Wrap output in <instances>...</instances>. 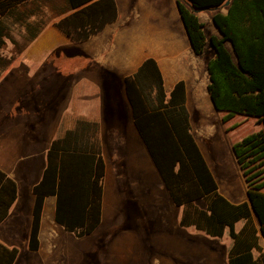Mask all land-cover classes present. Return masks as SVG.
<instances>
[{
    "label": "trees",
    "instance_id": "1",
    "mask_svg": "<svg viewBox=\"0 0 264 264\" xmlns=\"http://www.w3.org/2000/svg\"><path fill=\"white\" fill-rule=\"evenodd\" d=\"M29 1L0 0V49L5 36L1 19ZM96 1L68 0L74 10ZM227 1L230 3L225 6ZM178 6L194 53L203 54L208 42L213 50L206 65L208 93L214 108L223 113V121L239 115L256 119L262 126L232 147L247 185L248 202L233 205L219 193L218 183L192 134L185 84L178 83L168 97L152 59L144 63L139 78L124 80L134 125L173 203L184 208L180 226L195 227L213 238H222L228 228L234 241L228 264H264V254L258 259L253 254L254 249L261 250L258 233L264 236V0H180ZM222 8L225 13L220 12ZM195 10H217L213 22L222 37L211 36L208 40ZM60 27L71 33L67 24L61 23ZM151 90L156 91L155 96ZM98 132V125L79 122L74 130L52 141L41 179L33 187L29 251L40 249L48 197H55L54 220L66 232L84 238L100 226L107 167ZM17 198L16 181L0 170V224ZM201 200L206 203L205 209L195 206ZM254 217L259 229L254 227ZM241 219L246 224L237 233L235 224ZM18 257V248L0 242V264H15Z\"/></svg>",
    "mask_w": 264,
    "mask_h": 264
},
{
    "label": "crops",
    "instance_id": "2",
    "mask_svg": "<svg viewBox=\"0 0 264 264\" xmlns=\"http://www.w3.org/2000/svg\"><path fill=\"white\" fill-rule=\"evenodd\" d=\"M179 1L97 0L74 10L68 0H31L13 8L1 19L5 29L3 47L10 46L15 54H10L7 62L2 59L4 65L13 63V66L0 76V96L5 101L0 104V109L7 112L0 137V146L3 145L0 148V170L14 179L18 186V198L8 217L0 224L2 244L17 248L19 239L29 235L30 228L20 229L24 224L23 214L20 216L26 202L24 190L31 188L33 194V187L40 181L46 166V156L42 166L40 162L33 161L35 154H26L28 120L24 112L40 111L36 105H49V111L54 113L45 124L46 128H66L53 140L74 130L79 122L98 125L97 139L106 161L102 139L106 122L111 120L121 126L135 127L124 80L134 76L139 78L144 63L152 59L161 73L168 97L178 83L185 84V106L190 114L194 138L199 130L208 134L214 132L213 124L222 120L223 113L214 108L208 93L210 80L206 65L213 57V50H207L208 42L203 54L194 53L180 16ZM217 12L206 10L196 13L205 25V33L210 29V35L206 34L208 40L211 36L222 37L213 22ZM220 12L225 13L226 9L222 8ZM61 23L68 25L70 34L60 27ZM227 47L231 48V45L227 44ZM18 89L23 91L22 98H16ZM150 93L155 96L156 91L151 90ZM31 104L32 110L27 108ZM46 134V130H41L35 135ZM31 142V146L39 143L36 138ZM35 148L34 152L41 151V148ZM200 150L216 179L203 150ZM160 186L165 187L162 179ZM245 189L247 191V185ZM218 190L233 205L248 202L247 197L240 202L231 200L220 192V187ZM31 197L33 203L30 207L33 208L34 195ZM181 218L182 215L177 219L179 232L186 233L187 228L180 226ZM253 223L259 229L255 217ZM245 224V219L238 221L236 232L241 233ZM226 232L229 234L228 228ZM199 233L217 240L204 232ZM258 236L261 250H253L256 259L264 254V236L260 233ZM231 242L232 249L234 241L231 239Z\"/></svg>",
    "mask_w": 264,
    "mask_h": 264
},
{
    "label": "rangeland",
    "instance_id": "3",
    "mask_svg": "<svg viewBox=\"0 0 264 264\" xmlns=\"http://www.w3.org/2000/svg\"><path fill=\"white\" fill-rule=\"evenodd\" d=\"M206 34L210 35V29ZM210 49L208 45L207 50ZM10 54H15L10 46L0 49V58L6 62ZM12 66L13 63H0V76ZM21 69L25 70L24 67ZM22 92L18 89L16 98H22ZM2 98L0 96V104L5 103ZM36 106L40 111L24 112L28 120L26 154H35L33 161L43 166L50 142L66 128H46L45 124L49 123L54 113L49 111V105ZM27 108L34 109L32 104ZM6 114L0 109V137ZM213 126L212 134L199 130L195 138L215 173L220 192L240 202L247 197L246 183L232 146L262 129V126L257 124L256 119L239 115L224 122L223 114L222 120H217ZM41 130H46L47 134L36 137L35 134ZM102 134L107 176L100 226L84 238L67 233L54 221L55 198L50 197L44 207L39 251H29L27 234L25 239L18 241L19 258L16 264H228L232 244L228 232L217 240L201 235L193 227L187 228L186 233L179 232L177 219L184 208L176 207L167 188L160 186L162 178L135 127L121 126L109 120ZM34 138L39 143L31 146ZM34 148H41V151L34 152ZM24 194L26 202L20 214L24 218L21 231L24 228L29 230L32 217L31 188L25 189ZM195 206L205 209L206 203L201 200Z\"/></svg>",
    "mask_w": 264,
    "mask_h": 264
},
{
    "label": "water",
    "instance_id": "4",
    "mask_svg": "<svg viewBox=\"0 0 264 264\" xmlns=\"http://www.w3.org/2000/svg\"><path fill=\"white\" fill-rule=\"evenodd\" d=\"M229 3H230V1H227L226 2V4H225V6H228L229 5ZM198 12H200V11H198V10H195V13H198ZM221 34V33H220ZM222 35V34H221Z\"/></svg>",
    "mask_w": 264,
    "mask_h": 264
}]
</instances>
